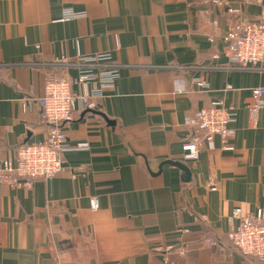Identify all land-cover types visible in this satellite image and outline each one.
I'll use <instances>...</instances> for the list:
<instances>
[{
	"label": "crops",
	"instance_id": "crops-1",
	"mask_svg": "<svg viewBox=\"0 0 264 264\" xmlns=\"http://www.w3.org/2000/svg\"><path fill=\"white\" fill-rule=\"evenodd\" d=\"M217 1L0 0V165L45 139L39 98L49 79L77 76L80 58L103 54L95 70L119 73L64 124V172L32 187L0 182V264H264L228 237L235 207L264 208V105L256 121L248 108L264 62L231 65L223 39L230 10L256 20L262 6ZM68 9L81 14L65 19ZM219 101L236 113L230 147L216 136L186 160L187 121Z\"/></svg>",
	"mask_w": 264,
	"mask_h": 264
},
{
	"label": "built area",
	"instance_id": "built-area-1",
	"mask_svg": "<svg viewBox=\"0 0 264 264\" xmlns=\"http://www.w3.org/2000/svg\"><path fill=\"white\" fill-rule=\"evenodd\" d=\"M257 1L262 6L259 19L248 20L239 16L237 10H230L234 17L223 33L225 55L231 65L239 68H256L264 62V0ZM80 14L68 9L64 18L71 19ZM109 59L108 54L82 57L79 59V66L82 68L77 76L65 75L47 81L44 95L39 98L42 120L46 125V137L40 142L19 144L15 155L0 165V182L15 188L32 187L38 179H51L65 171L62 155L70 148V144L64 124L73 119L79 99L85 107L93 108L90 97L114 87L119 75L116 67L95 70L96 65ZM193 82L201 88L208 86L202 77L194 78ZM78 84L94 85L91 95L79 96L75 93L74 87ZM263 96L264 87H255L252 90V102L248 108L255 121L258 111L264 105ZM235 119L234 109L225 106L221 101L198 109L195 116L187 121L193 132L183 144V157L186 160H197L204 147L214 148L216 136L221 137L224 148H229L230 139L234 135L231 124ZM90 205L92 209H97L100 206L99 198L92 196ZM231 219L237 221L228 233L232 245L243 254L264 259V208L244 211L242 207H235L231 212ZM182 232L187 234L190 231L184 228ZM175 249L176 245H167L163 250L166 258Z\"/></svg>",
	"mask_w": 264,
	"mask_h": 264
},
{
	"label": "water",
	"instance_id": "water-1",
	"mask_svg": "<svg viewBox=\"0 0 264 264\" xmlns=\"http://www.w3.org/2000/svg\"><path fill=\"white\" fill-rule=\"evenodd\" d=\"M165 163L175 164V165L181 167L184 171H186V173H188V174L190 173L189 172V168L187 167V165H185V164H183L181 162L168 160V161L163 162L161 165L163 166Z\"/></svg>",
	"mask_w": 264,
	"mask_h": 264
},
{
	"label": "trees",
	"instance_id": "trees-1",
	"mask_svg": "<svg viewBox=\"0 0 264 264\" xmlns=\"http://www.w3.org/2000/svg\"><path fill=\"white\" fill-rule=\"evenodd\" d=\"M240 251V250H239ZM241 252V251H240ZM241 254L244 256V258H246V259H251V260H253V259H260L259 257H257V256H252V255H247V254H243L242 252H241Z\"/></svg>",
	"mask_w": 264,
	"mask_h": 264
}]
</instances>
